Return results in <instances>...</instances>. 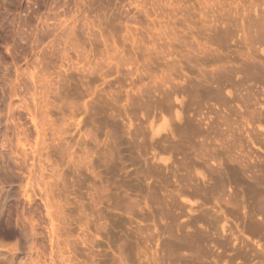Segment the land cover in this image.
Listing matches in <instances>:
<instances>
[{
	"label": "rangeland",
	"instance_id": "374dc122",
	"mask_svg": "<svg viewBox=\"0 0 264 264\" xmlns=\"http://www.w3.org/2000/svg\"><path fill=\"white\" fill-rule=\"evenodd\" d=\"M0 82V264H264V0H0Z\"/></svg>",
	"mask_w": 264,
	"mask_h": 264
},
{
	"label": "bare ground",
	"instance_id": "6f19581e",
	"mask_svg": "<svg viewBox=\"0 0 264 264\" xmlns=\"http://www.w3.org/2000/svg\"><path fill=\"white\" fill-rule=\"evenodd\" d=\"M1 83V82H0ZM2 98V97H1ZM1 101H2V99H1ZM1 104H2V102H1ZM2 117V116H1ZM3 120L5 119V117L4 118H2ZM1 118H0V121L2 120ZM5 121H7L6 119H5ZM2 122V121H1ZM2 150V149H1ZM0 150V151H1ZM1 153H2V151H1ZM3 154V153H2ZM9 158V157H8ZM10 159V158H9ZM13 163H15V162H13ZM13 165H15V164H13ZM2 172V171H1ZM23 236V235H22Z\"/></svg>",
	"mask_w": 264,
	"mask_h": 264
}]
</instances>
